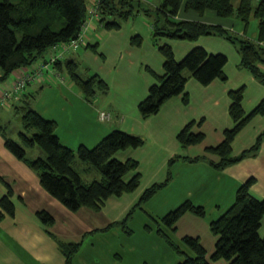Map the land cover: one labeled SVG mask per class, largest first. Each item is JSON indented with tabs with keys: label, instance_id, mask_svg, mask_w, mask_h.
Segmentation results:
<instances>
[{
	"label": "trees",
	"instance_id": "obj_1",
	"mask_svg": "<svg viewBox=\"0 0 264 264\" xmlns=\"http://www.w3.org/2000/svg\"><path fill=\"white\" fill-rule=\"evenodd\" d=\"M90 8H96L98 16L90 13ZM205 11H212L221 18L236 14L245 26L255 17L256 40L264 41V0H238L235 7L232 0H160L156 6L147 5L142 0H0V82L5 81L15 70L27 68L26 71L35 75V78L27 82L26 86L53 79L64 84L66 79L62 72L65 71L72 85L87 101H91L100 92L106 94L109 86L97 73L82 76L78 72L79 64L74 60L75 51L82 47L97 51V43L90 44L87 41L88 33L83 32V27L87 21H90L89 26L95 20L105 30H118L122 21L140 14L149 20L152 42L158 46L163 57L162 75L147 67V72L155 82L138 104L142 118L156 114L165 101L179 95L182 96L183 104L187 105L189 97L185 86L190 78L204 86L215 79L227 80L224 73L227 57L224 54H212L197 46L182 59L176 60L172 47L167 43H159L162 39L196 41L201 36L222 37L237 48L241 67L264 85V72L259 67L264 64V47L249 38L231 33L220 24L177 17L181 12L186 15H202ZM73 41L77 42L74 47L70 46ZM131 44L140 46L141 36H133ZM244 93L245 86L228 92V114L233 125L223 131L222 139L216 146L206 148L208 154L216 155V159H208V162L217 170L256 156L264 145L263 128L249 148L237 155L232 154V143L240 131L255 116L264 115V100L249 113H245L242 108ZM18 112L21 113L25 129L18 134L20 144L9 138L0 127L5 147L17 159L26 162L37 173L44 190L68 210L75 212L86 207L98 212L110 197L134 192L140 185L138 161H121L116 157L118 152L142 147L145 140L140 135L115 129L92 148L79 145L72 149L64 145L56 134L55 120L45 118L29 103L19 106ZM202 121H190L177 133L176 139L182 148L197 145L204 140V133L194 130ZM35 146L42 150V156L30 159L27 157V149ZM205 159V155L193 158L176 155L169 160L168 166H174L178 161L197 162ZM76 160L87 164L82 168L83 171L86 169V172L96 173L97 176L91 182L86 183L82 179L75 167ZM170 169L164 181L145 189L137 205L146 202L167 185L172 175ZM255 182L254 177L242 182L236 190L233 205L217 220L209 222L211 233L217 237L214 250L209 256L198 237H182L184 245L193 256H188L168 239L172 248L183 256V260L177 264H211L208 257L212 261L223 259L228 264H264V237L259 234L264 217V199L252 196L250 189ZM5 186L7 192L0 198V221L5 216H13L15 212L11 200L12 190L8 185ZM187 213L204 217L206 211L203 206L185 200L161 217L160 221L175 231L178 220ZM37 216L45 225L53 222V217L46 211L38 212ZM127 221L125 218L110 223L103 230L124 226ZM157 232L164 236L160 228ZM80 246V242L59 243L64 264H72Z\"/></svg>",
	"mask_w": 264,
	"mask_h": 264
},
{
	"label": "crops",
	"instance_id": "obj_2",
	"mask_svg": "<svg viewBox=\"0 0 264 264\" xmlns=\"http://www.w3.org/2000/svg\"><path fill=\"white\" fill-rule=\"evenodd\" d=\"M142 1L150 6H156L160 2V0ZM237 2L238 0H235V5ZM177 17L179 19L187 17L209 24H220L231 33L249 38L264 47V41L259 42L256 40L257 38L249 37L247 34L248 25L245 26L243 23V29H239L238 33L234 30L235 28L229 20L218 17L212 11H205L202 15L195 13L186 15L181 12ZM145 22V19L139 14L129 18L125 23L129 26L127 32L131 34L135 33V35H139L141 38L146 37L147 39V41L143 39L144 42L140 48L135 47L137 48V52L136 49H133L134 47H128L125 52L127 59H124L121 63V67L125 65L126 68H132V66L136 65V70L142 74L143 83L136 92L139 98L133 96L134 103H138V99H142L145 96L148 89L147 85L155 82L150 74L147 71H143L142 68L144 67L145 70V67H149L155 73L159 75L163 74V57L160 56L159 58L155 54L154 48L156 45L152 42L151 25L150 23L145 24ZM98 27H101V25L98 21L93 20L87 36L89 43H91L90 41H94L92 33ZM89 36H91L90 40ZM168 40L170 39H162L159 43H167L170 46L172 45L171 47H174V42ZM222 42L224 43L225 39L219 36H201L196 41L184 43L180 54H174V56L179 57L183 53L185 56L188 51L197 46L204 48L212 54H224L222 53L223 51L217 52L221 50L218 47L221 46ZM180 45L181 42H178L177 47ZM118 47L122 50L124 49L122 43H119ZM123 52H121V58H125ZM50 54L51 52L48 55ZM224 55L226 56V54ZM237 56L239 59L237 60L236 68L239 74L233 72L232 81H229L230 72H228L232 70L231 68L228 71L226 69L228 63L227 56V62L224 66V73L227 77L226 81L215 79L207 86L198 85L193 78L187 81L185 92L188 94L189 100L191 89L199 93V99L201 100V111L203 112L202 117L198 118V120L195 117L190 120L189 116L182 111L181 106L183 102L181 95L171 98V100H174L172 103H170L171 100H168L156 114L144 119L140 116L138 109H124L118 102L108 97L100 99L101 97L96 95V98L94 97L91 101H87L80 93L76 95L68 89L73 87V85H71L72 87L70 86L72 83L67 85L66 81H64V84L60 83V85H57L54 83L56 79L45 83H30L17 99L11 101L15 102V104L18 103L16 106V111L18 112L19 106L27 104L28 101L31 105L32 100H30L29 94L34 97L39 94L43 95L46 92L56 91V95L63 102L60 111L53 113L46 106L43 107V111L45 112L37 109L36 111L57 122L56 134L64 145L72 149H76L79 145L93 147L104 136L115 129H122L144 138L146 141L144 146L137 149H128L116 154V157L121 161L134 159L138 160L139 164L141 161L145 171H148L152 166L155 168V170L148 172L150 173L148 183L133 193L132 197L137 198L140 192H144L146 189L144 187L147 185L158 183L157 181H164L165 179L158 174V166L160 164H168L172 157L179 155L193 158L205 155L207 159L192 162V164L198 170L197 183H199L198 190L200 196L198 205L205 208L206 214L204 217H197L187 213L178 222L190 219L194 222L201 220L207 226L209 225V221L215 220L233 205L237 188L249 177H254L256 180L250 189L252 196L260 200L264 199V145L260 147L256 156L245 158L241 162L222 170H217L209 164L208 159L214 160L216 159V155L206 152V148L216 146L222 139L223 131L231 128L233 125L228 114L230 105L228 92L230 90L241 86L246 87L242 102V108L245 113H249L260 101L264 100V85L241 67L240 56ZM176 57V60L183 58ZM259 67L264 72V64H260ZM26 69L15 70L5 81L0 82V97L5 91L11 90L14 82L25 73ZM138 71L134 70L132 72L137 73ZM245 73L249 75V84H247V78L243 77ZM1 74L2 70L0 68V76ZM97 74L104 80L99 73ZM8 102L4 101L3 104L0 102V107L8 110L7 106H10ZM93 102L94 107H92ZM100 111L112 113L113 119L108 122H101L98 119ZM120 111L124 112V118L122 120H114V116L120 113ZM201 119L203 121L194 130L202 131L205 135L204 140L197 145H192L199 146V149H195V147L190 149L189 147L191 146H189L188 148H184L183 151L180 150V145L176 139L178 130L190 121H200ZM263 128L264 115L255 116L234 139L232 154L237 155L249 148L254 143L256 135ZM209 132H213L214 134L212 140L208 137ZM192 150H195V152L191 156L190 152ZM161 151H164V155L160 153ZM38 155L42 156V152L38 151ZM183 163L187 162L178 161L175 164ZM76 164L75 162V167ZM76 169H78L80 174L81 172L86 173V169L85 171L82 168ZM5 184L12 190L11 200L15 205V212L13 216H5L0 221V264H64V257L59 249L60 242L81 243L80 249L72 259V264H96L90 262L93 260L103 263L105 258L101 254L106 253L107 255V253H110V249L105 247L103 250L102 244L103 242H108L107 238L110 230L118 229L120 226H113L108 230L103 229L110 223L120 221L123 215L122 212H114L115 208L106 207L108 200L112 197L107 199L105 205L98 212L86 207L80 208L75 212L68 210L44 190L40 185L37 173L26 162L17 159L5 147L0 133V198L7 192ZM209 184H211V188H209ZM116 200L113 201L114 205L120 203V201ZM208 210L211 211L212 218L210 219L206 217ZM41 211H46L53 217L51 224L45 225L40 221L37 213ZM128 232L130 231L128 230ZM119 234L117 237H119ZM259 234L261 237H264V217ZM196 237L201 241V236L196 235ZM215 241L216 236L210 237V248L206 250L207 254L213 251ZM86 257L91 259L88 261ZM219 264L228 263L222 260Z\"/></svg>",
	"mask_w": 264,
	"mask_h": 264
},
{
	"label": "rangeland",
	"instance_id": "obj_3",
	"mask_svg": "<svg viewBox=\"0 0 264 264\" xmlns=\"http://www.w3.org/2000/svg\"><path fill=\"white\" fill-rule=\"evenodd\" d=\"M232 1L235 7V0ZM142 17L146 21L145 24H149V20L144 16ZM224 19L230 21L231 25L235 28L234 30L236 32L239 33V29H243V23L238 19L236 14ZM126 22L127 21H122L121 27L118 30H105L102 27H98L92 33L94 41H90V44H94L96 42L98 43L97 51L93 52L90 48L82 47L75 51L74 60L78 62V72L82 76H87L93 72H97L107 82L109 86L108 92L106 94H103L101 92L97 94L98 97H101L100 99H103L102 97H108L113 101L115 100L116 102H118V104L124 109L137 110L139 102H141L147 96L149 87L152 83L147 85L148 89L145 96L142 99H138V103H134L133 96L135 98H139L136 92L140 89L143 83L142 74L138 70H136V65L132 66V68H126L125 65L121 67V63L124 61V59H127L125 52L128 47H134L133 49H136L137 52V48H140L142 44L140 46H135L131 44V38L135 35V33L131 34L130 32H127L129 26L128 24H125ZM90 27L91 25H89V27H87L86 29L88 32L90 30ZM247 34L251 38H257V19L255 17H252L249 21ZM90 39L91 36H89V40ZM143 39L147 41L146 37H142V43L144 42ZM168 41L174 42V47H172L174 48V54H180L184 43L190 42L188 40L177 39H171ZM178 42H181V45L179 47H177ZM119 43H122L124 45V52L118 47ZM218 48H220L221 50L217 52L223 51L222 53L226 54V56L228 57L226 69L228 71L229 68H231L232 71L228 72H230L229 81H232L233 72L239 74L236 68V64L238 62L237 60L239 59L237 55L240 56V54L238 53L235 45L228 42L227 40H225L224 43L222 42L221 46ZM154 49L155 54L160 58L162 54L158 50V46H155ZM121 52H123L125 58H121ZM101 54L103 56H101ZM182 55H179V57H175L182 58L184 56ZM134 70L138 72L133 73L132 71ZM142 70L148 71L147 67H145V70L143 67ZM62 76L64 77V79H66V84L69 85L71 81L65 71L62 72ZM243 77L247 78V84H249V75L245 73L243 74ZM195 82L198 83V85H201L199 82ZM54 83L60 85L57 80ZM71 85L72 84H70V86ZM68 89L76 95H78L79 93L78 89L75 88V86ZM29 96L30 100H32L31 107L34 110L37 109L41 110L42 112H45L43 111V107L46 106L53 113H57L62 107L63 102L56 95V91L46 92L43 95L39 94L34 97L29 94ZM189 96L190 100L188 105L183 104L181 106V109L189 116L190 120H192L194 117L198 120V118L202 117L203 112L201 111V100L199 99V93L191 89V93L189 94ZM168 100L170 101L171 99ZM173 101L174 100H171L170 103H172ZM8 103L10 105L7 106L8 110H4V108L2 109L0 107V126L5 130V133L9 138L15 140L17 143L20 144L18 134L19 132H23L25 130L21 120V113L16 111V106L18 105V103L15 104V102L13 101H9ZM28 103L30 105L29 101ZM92 105V107H94V102ZM124 115V112L120 111V113L114 116V120H122L124 118ZM44 117L50 119L49 117ZM111 119H113L112 113ZM181 129L182 127L178 130V132ZM29 134H32V132H29ZM208 137L210 138V140H212L214 137L213 132H209ZM193 147H195V149H199V146H191L189 148L191 149ZM183 149L184 148L180 146V150L183 151ZM38 151L42 152V150L38 146H35L31 149H27V157L31 159L37 158L39 156ZM194 152L195 150H192L190 152V155L192 156ZM160 153L164 155V151H161ZM76 163V167L80 169L87 166V164L81 162L80 160H76ZM158 169L159 176L164 179H166L168 170L170 169L172 171L171 179L168 181L166 186L158 190L146 203L137 205L139 203V199L142 195V192H140V195L137 198L132 197L133 193H135L144 184L148 183L150 178V173L148 172L155 170L154 166H152L150 169H148V171H145L141 161L138 165V172L141 173V181L138 188L134 192L124 193L120 197H112L110 200H108L106 207L115 208L114 212H122L123 215L120 220H124L125 218H127L128 221L126 225H120L118 229L110 230L107 238L108 242H103V250L105 247L110 249V253H107V255L106 253L101 254V256L105 258L103 261L104 264H177L178 262L183 260V256H181L174 248H172V246L168 242V239L171 240L177 246H179L181 250L188 254V256H193L194 254L184 245L182 241V237L186 235L192 237H196V235L201 236L202 245L206 248V250L210 248V237H215V235L211 233L209 225L206 226L201 220H199L198 222H194L192 219L182 220L181 222H178L176 224V231L167 228L160 221L161 217H163L167 212L176 208L185 200H191L195 205L199 204V183H197L198 170L195 168L192 162H187L178 165L174 164V166H168V164H160L158 166ZM94 173L95 172H81L82 179L86 183H89L93 180L95 176H97L96 173ZM150 185H152V183L144 187V189H147L148 187H150ZM209 188H211V184H209ZM114 200L120 201V203L114 205ZM206 217L207 219L212 218L210 210H208ZM218 218H216L215 220H217ZM158 228L163 230L164 236L157 232ZM128 230L130 232H128ZM118 234L119 237H117ZM209 254L211 253H208L207 255L209 256ZM86 259L89 261V259L91 258L86 257ZM208 260L211 264H219V262L223 259L218 261H212L208 257ZM90 262H94L96 264H103L101 261L96 262L93 260Z\"/></svg>",
	"mask_w": 264,
	"mask_h": 264
},
{
	"label": "built area",
	"instance_id": "obj_4",
	"mask_svg": "<svg viewBox=\"0 0 264 264\" xmlns=\"http://www.w3.org/2000/svg\"><path fill=\"white\" fill-rule=\"evenodd\" d=\"M90 13L94 14L95 16H98V13L96 11V8H90ZM93 16V15H92ZM90 21H87L86 26L84 25V31H86L88 24ZM83 35L81 34V37ZM77 44L76 41H73L72 43H70V46H75ZM67 48V47H65ZM35 78V75L30 74V73H25L24 75L22 74V76H20L13 84L11 90L9 91H5L1 97H0V102L3 104L4 101H11L12 99H17L19 97V95L21 94L22 89L25 87L26 83L33 80ZM98 119L101 122H108L111 120V113L108 111H100L99 115H98Z\"/></svg>",
	"mask_w": 264,
	"mask_h": 264
},
{
	"label": "bare ground",
	"instance_id": "obj_5",
	"mask_svg": "<svg viewBox=\"0 0 264 264\" xmlns=\"http://www.w3.org/2000/svg\"><path fill=\"white\" fill-rule=\"evenodd\" d=\"M86 32L88 33V31L86 30ZM25 73H28L27 71H25ZM13 86V85H12ZM25 88H26V85H25V87L22 89V91H21V93H23V91L25 90ZM12 100H15V99H12ZM98 115H99V113H98Z\"/></svg>",
	"mask_w": 264,
	"mask_h": 264
}]
</instances>
